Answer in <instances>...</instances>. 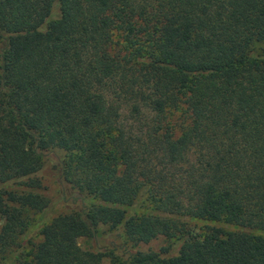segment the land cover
Here are the masks:
<instances>
[{
	"label": "trees",
	"instance_id": "obj_1",
	"mask_svg": "<svg viewBox=\"0 0 264 264\" xmlns=\"http://www.w3.org/2000/svg\"><path fill=\"white\" fill-rule=\"evenodd\" d=\"M263 43L264 0H0V262L264 264Z\"/></svg>",
	"mask_w": 264,
	"mask_h": 264
},
{
	"label": "rangeland",
	"instance_id": "obj_2",
	"mask_svg": "<svg viewBox=\"0 0 264 264\" xmlns=\"http://www.w3.org/2000/svg\"><path fill=\"white\" fill-rule=\"evenodd\" d=\"M264 46V43L263 45ZM48 161L46 169L42 171L40 178L41 187L39 192L45 195L50 200V205L48 210L45 212H36L31 214L30 221L35 222L36 220L40 219L41 217L48 222L51 218L57 216L58 214L65 213L68 208L75 207L76 204L72 202L71 190L68 189V186L61 183V180L58 177V170L55 167V163L58 158L63 156L64 152L62 150L56 149L52 150V152H48ZM63 196L68 197L67 201L64 203L62 199ZM138 211H149V209L138 208ZM182 220L188 222V224L196 231L206 225L212 224L201 220L190 219L188 217H181ZM3 220L0 219V226L2 225ZM214 225H221L227 229H233L235 227L225 224V223H215ZM247 230V229H246ZM252 232H260L253 230ZM264 234V232H261ZM38 236H34L32 238L33 241H39ZM122 241L131 247V243L126 240L125 234L121 227L110 228L106 225L98 226L95 234L90 237H80L78 238L77 242L82 249L96 251L100 250L103 251L106 248H110L113 246V243L120 244ZM174 242L165 239L164 237H157L154 240H151L148 243H139L135 245L133 248L140 251H160L163 248L167 249L169 253L174 251ZM12 256L8 255L0 264H12L11 263ZM109 262L108 258L104 259V263L107 264Z\"/></svg>",
	"mask_w": 264,
	"mask_h": 264
}]
</instances>
